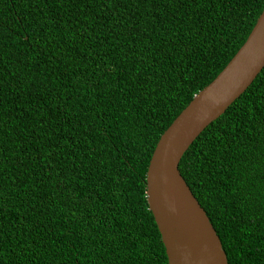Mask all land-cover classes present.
<instances>
[{"label": "trees", "instance_id": "1", "mask_svg": "<svg viewBox=\"0 0 264 264\" xmlns=\"http://www.w3.org/2000/svg\"><path fill=\"white\" fill-rule=\"evenodd\" d=\"M264 0H0V264H167L146 172ZM179 171L228 264H264V67Z\"/></svg>", "mask_w": 264, "mask_h": 264}, {"label": "water", "instance_id": "2", "mask_svg": "<svg viewBox=\"0 0 264 264\" xmlns=\"http://www.w3.org/2000/svg\"><path fill=\"white\" fill-rule=\"evenodd\" d=\"M264 67V8L221 72L172 121L150 158L146 200L167 264H228L221 241L178 165L194 140L240 97Z\"/></svg>", "mask_w": 264, "mask_h": 264}]
</instances>
